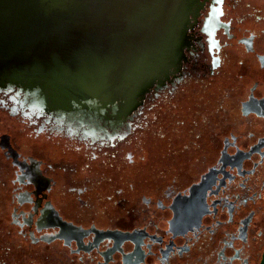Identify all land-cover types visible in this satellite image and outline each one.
<instances>
[{
	"label": "flooded vegetation",
	"instance_id": "af4514ba",
	"mask_svg": "<svg viewBox=\"0 0 264 264\" xmlns=\"http://www.w3.org/2000/svg\"><path fill=\"white\" fill-rule=\"evenodd\" d=\"M175 4L172 32L146 29L132 62L0 81L22 125L0 130V264H264V0ZM121 65L140 94L99 96ZM26 71L0 59V78ZM143 127L125 167L109 149Z\"/></svg>",
	"mask_w": 264,
	"mask_h": 264
},
{
	"label": "bare ground",
	"instance_id": "6f19581e",
	"mask_svg": "<svg viewBox=\"0 0 264 264\" xmlns=\"http://www.w3.org/2000/svg\"><path fill=\"white\" fill-rule=\"evenodd\" d=\"M80 1L86 2L87 0H0V19L4 23H27L34 19L35 10L38 8L42 16H45L48 21V24L39 26L37 31L0 32L1 62L11 66L18 64L24 68L32 69L35 68V65L42 63L43 60L40 58L43 57L42 52L48 44L53 42L67 43L70 45V49L63 55L54 57L58 61L52 62L50 67L64 63L65 60L73 65L88 66L86 64L94 63V65L99 66V69H96L97 67L95 69L101 73L108 70V66H105L108 62L124 65V63L135 59L138 56L140 46L138 47L134 40L139 39L146 29L151 31L163 27L170 33L172 28L174 29V24L170 18L176 13V0H154L156 4L152 3V0H89L90 9L92 2H98V9L100 12L103 11V14L98 15V19L95 18L96 22L93 24L86 22L87 27L84 26V23L89 16L79 6ZM107 12H111V15L107 19H103ZM105 20L111 22V38L112 33L118 32L120 35L118 40L122 42V45L118 43L121 47L119 50L113 47L115 39H111L112 54L108 55L109 57L106 48L103 47L105 43L99 40L106 39L108 36H104L110 31L91 35L86 31L89 30V26L100 27V22ZM126 24L127 27H130L128 33L119 31V27ZM73 27L76 33H73ZM57 34L61 39L54 41L53 38L51 40ZM14 50H16L15 54H13ZM85 54L90 57L86 64L83 60ZM107 57L108 60H106ZM60 59H64V61H60ZM88 67L90 68V66ZM53 69L55 68L53 67ZM66 74L67 77H70L68 70Z\"/></svg>",
	"mask_w": 264,
	"mask_h": 264
},
{
	"label": "water",
	"instance_id": "95a60500",
	"mask_svg": "<svg viewBox=\"0 0 264 264\" xmlns=\"http://www.w3.org/2000/svg\"><path fill=\"white\" fill-rule=\"evenodd\" d=\"M89 0H87L86 2H82V1H80V4H79V6L81 7V9L85 12V14L86 15H91L90 14V12H91V9H90V7H89V2H88ZM152 3H155L156 4V2L154 1V0H152L151 1ZM177 7V6H176ZM179 13L180 12H178V9H176V13L173 15V16H171L172 18H170L171 19V21H172V23H174V22H176V20H177V16L179 15ZM168 15V14H167ZM95 16H93L92 18H94ZM120 28V30L119 31H125V33H128V30H129V28L130 27H127V24L126 25H124L123 27H119ZM42 32V31H41ZM73 33H76V30H75V28L73 27ZM45 36V35H44ZM101 36V35H100ZM108 36V37H107ZM104 37H107L106 39H100L99 41L101 42H103V43H105L104 44V46L103 47H105L106 48V53H107V56L109 55H111L112 53H111V39H115L114 41H115V45L113 46V47H115V48H117V49H119L120 50V46L119 45H122V42L121 41H119L118 39H119V37H120V35H119V33L118 32H116V33H112V38H111V31L108 33V34H106ZM54 38V39H53ZM54 40L55 41V39L57 40V39H61L60 38V36H59V34H57L56 36H53L52 38H51V40ZM50 42V41H49ZM52 42V41H51ZM118 43H119V45H118ZM117 44V45H116ZM55 44H53V43H50V45L48 44V47L47 48H52L53 49V46H54ZM150 47L151 46H149V49H150ZM46 53H48V52H46ZM43 57H39L40 59H42L43 61H42V63L41 64H39V66L37 67V68H33V69H31V70H34V72L35 73H33V74H31V73H27V71L26 72H24L19 78H11L10 79V77L8 78V77H6L7 75H4V74H2V76H3V78L1 77L0 78V81L1 82H3V83H10V82H19L20 84H21V86H23V87H25V88H28V87H32V83L33 82H38V80L40 81L41 79H42V77H43V79L45 78V80L46 81H48L49 83H50V86H52V84H54L53 82H55L54 81V79L56 78V75H57V73L59 74V75H61V72H58V70L57 69H53V67H50L49 65L52 63V62H55V61H58V59H54V58H52V57H50V56H48V55H46V54H44L43 53ZM108 56V57H109ZM106 58V60H108L109 58ZM64 61V59H60V61ZM135 61V60H134ZM132 62V61H131ZM139 61L138 60H136L135 61V63H138ZM48 64V65H47ZM133 64V63H132ZM44 65H47V66H44ZM64 68H65V71L67 70V69H70V68H74V65L73 64H71V63H69V62H67L66 60L64 61ZM121 69H120V71L121 72H119V70L118 71H115V72H112L111 73V75H109L108 77H110L108 80L107 79H105V80H100V81H97L96 82V84L94 83V85H99L98 86V88H99V91L98 92H100V94L101 95H99V96H102V93L105 91V88L106 87H108L109 85H111V95L113 96V100H116V102H118L119 100H128L129 98H135L137 95H139L140 94V92H141V90L143 89V87L141 86V87H139V85L138 84H132V83H127L126 81H124V80H122V76L124 75V71H125V69H126V66H124V68H122V66L120 67ZM35 69H37V70H35ZM54 73H56V75L54 76L53 74ZM123 74V75H122ZM65 75V74H64ZM32 76V77H31ZM65 76H67V75H65ZM32 78V79H31ZM51 78V79H50ZM130 78H131V76H130ZM121 79V80H120ZM126 79H129V78H126ZM34 80V81H33ZM111 81V83H107L108 81ZM74 79H72L71 80V82L69 83V85L72 87V88H74V89H76L77 91H81V85H79V84H74ZM149 82H151L152 80L150 79V80H148ZM114 85H119V86H125V87H128L129 88V91L127 90L126 91V93L127 92H130V97H129V95L128 94H125V95H122V96H118V95H115V92H114V90L116 89V88H114ZM56 86V85H55ZM75 86H78L79 88H75ZM132 88V89H131ZM113 105H114V107H113V114L116 116V118H121L122 117V115L123 114H126L127 113V111L130 109V107H125L126 109H122V107H121V105H119V103H113ZM122 105H124V103H122ZM119 107V108H118ZM118 108V109H117Z\"/></svg>",
	"mask_w": 264,
	"mask_h": 264
},
{
	"label": "rangeland",
	"instance_id": "374dc122",
	"mask_svg": "<svg viewBox=\"0 0 264 264\" xmlns=\"http://www.w3.org/2000/svg\"><path fill=\"white\" fill-rule=\"evenodd\" d=\"M98 2H92L91 4V15H89L88 19L85 20V23H84V26H86V22L87 24L90 22L91 24L95 23L96 22V19H98V15H102L103 14V11L100 12V9H98ZM37 13V14H36ZM111 15V12H107V14L103 17V19H107L109 16ZM37 16V18H36ZM38 16L39 19H38ZM42 13L40 12V9H36L35 10V17L33 20L31 21H28L27 23H18V24H10V23H4L1 19H0V32L2 31H5L7 33H15L16 31H19V30H33V31H37L39 30V26H42V25H46L48 24V21L47 19L45 18V16H42ZM93 16H95L94 18H92ZM96 18V19H95ZM100 27L98 26H94V29L92 26H89V30H86L88 32L89 35L93 34V33H107L108 31L112 30L111 28V22L110 21H107L105 20L104 22H100ZM87 28V29H88ZM53 44H55L53 46V49L52 48H47L48 46H46L42 52V56L43 53L54 58V57H57L58 55H63L66 51H68L70 49V45L65 43H57V42H53ZM48 52V53H46ZM16 53V50H14V53ZM89 56L88 55H84L83 57V60L85 61L82 62L84 64H86L88 61H89ZM82 60V61H83ZM107 64H110V62H108ZM105 64V65H107ZM105 79H109V77H105V78H101V79H96V81H94V83L96 84L97 81H100V80H105ZM88 80V79H86ZM90 82H83L82 83V86L84 87H89L87 90L88 91H91V90H94L93 88L90 87ZM82 86H80L82 88ZM69 92H72V93H75V92H78L76 89L74 88H71L68 90ZM156 109H154V107H151L149 109H147L146 113L148 114V117H149V120L150 119H155V112ZM17 124H19L20 126H16ZM7 125H14L13 127H21L22 128V125L15 121V119H12L9 114L7 113V111L5 110H0V130L4 129L5 127H8ZM24 128V127H23ZM146 127H143L142 129H137L136 133H135V136H133V138H131L128 142H124L122 144H119L118 146L116 147H111V149H109L111 152L109 154H111V156L114 154L118 155L119 158H117L119 160V162H121L122 165L125 166L124 162L126 161V152L127 150H131L134 152V154L136 156H140L141 155V146H142V142H141V135H142V132L144 131ZM27 132L29 133V131L27 130ZM61 142L63 143L64 140H61ZM53 144H55L56 142L53 141L52 142ZM68 154H75L73 152H69ZM126 167V166H125ZM124 169H122L123 171ZM115 171H119V169H115Z\"/></svg>",
	"mask_w": 264,
	"mask_h": 264
}]
</instances>
